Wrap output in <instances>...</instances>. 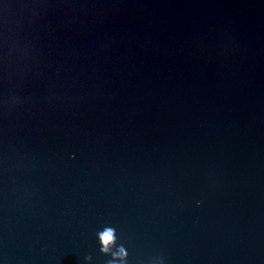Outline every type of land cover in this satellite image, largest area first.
Returning a JSON list of instances; mask_svg holds the SVG:
<instances>
[{
	"label": "water",
	"instance_id": "95a60500",
	"mask_svg": "<svg viewBox=\"0 0 264 264\" xmlns=\"http://www.w3.org/2000/svg\"><path fill=\"white\" fill-rule=\"evenodd\" d=\"M0 264H264V0H0Z\"/></svg>",
	"mask_w": 264,
	"mask_h": 264
},
{
	"label": "clouds",
	"instance_id": "9594fccd",
	"mask_svg": "<svg viewBox=\"0 0 264 264\" xmlns=\"http://www.w3.org/2000/svg\"><path fill=\"white\" fill-rule=\"evenodd\" d=\"M100 240H101V244L103 246V249L105 251H107V249L109 248V246L113 243L114 241V230L109 228L108 230L104 231L101 235H100ZM121 254L123 255V251H121Z\"/></svg>",
	"mask_w": 264,
	"mask_h": 264
}]
</instances>
